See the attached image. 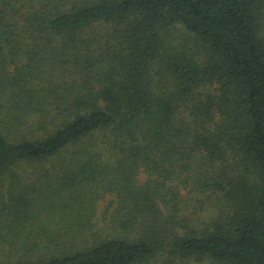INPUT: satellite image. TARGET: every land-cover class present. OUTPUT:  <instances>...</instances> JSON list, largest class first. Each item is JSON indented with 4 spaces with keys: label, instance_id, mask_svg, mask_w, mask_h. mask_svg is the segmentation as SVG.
Wrapping results in <instances>:
<instances>
[{
    "label": "trees",
    "instance_id": "16d2710c",
    "mask_svg": "<svg viewBox=\"0 0 264 264\" xmlns=\"http://www.w3.org/2000/svg\"><path fill=\"white\" fill-rule=\"evenodd\" d=\"M0 264H264V0H0Z\"/></svg>",
    "mask_w": 264,
    "mask_h": 264
},
{
    "label": "rangeland",
    "instance_id": "374dc122",
    "mask_svg": "<svg viewBox=\"0 0 264 264\" xmlns=\"http://www.w3.org/2000/svg\"><path fill=\"white\" fill-rule=\"evenodd\" d=\"M141 180H142V175L140 176ZM33 183H30V185H32ZM6 184H4L5 186ZM110 198L105 197V199L103 201H100L99 205H98V211H102L108 204Z\"/></svg>",
    "mask_w": 264,
    "mask_h": 264
}]
</instances>
